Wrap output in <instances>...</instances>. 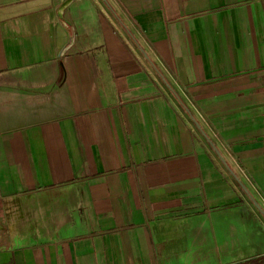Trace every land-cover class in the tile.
I'll return each instance as SVG.
<instances>
[{"label": "crops", "instance_id": "crops-1", "mask_svg": "<svg viewBox=\"0 0 264 264\" xmlns=\"http://www.w3.org/2000/svg\"><path fill=\"white\" fill-rule=\"evenodd\" d=\"M63 2L0 0V264H264V0Z\"/></svg>", "mask_w": 264, "mask_h": 264}, {"label": "water", "instance_id": "water-1", "mask_svg": "<svg viewBox=\"0 0 264 264\" xmlns=\"http://www.w3.org/2000/svg\"><path fill=\"white\" fill-rule=\"evenodd\" d=\"M73 2V0H64V2L62 3V5L60 6V8H59V15L61 16V17H63V15H64V11H65V9L71 4ZM210 143L214 146V148L216 149V147H215V145L213 144V142L212 141H210ZM217 150V149H216ZM217 153L219 154V156L222 158V160H224V162L226 163V161H225V159H224V157L220 154V152L219 151H217ZM226 165H227V163H226ZM228 166V165H227ZM230 168V167H229ZM233 173V172H232ZM234 174V173H233ZM241 182V181H240ZM241 184H242V186L244 187V189L246 190V188H245V186H244V184L241 182ZM253 199V198H252ZM254 200V199H253ZM254 202L256 203V205L258 206V208L263 212V214H264V210L262 209V207L260 206V204L258 203V202H256L255 200H254Z\"/></svg>", "mask_w": 264, "mask_h": 264}]
</instances>
